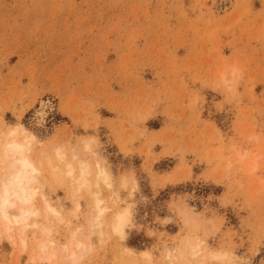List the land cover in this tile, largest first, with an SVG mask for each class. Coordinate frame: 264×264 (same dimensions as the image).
<instances>
[{"label":"rangeland","instance_id":"obj_1","mask_svg":"<svg viewBox=\"0 0 264 264\" xmlns=\"http://www.w3.org/2000/svg\"><path fill=\"white\" fill-rule=\"evenodd\" d=\"M234 64L245 73L238 97L217 111L223 97L212 88ZM46 102L45 129L67 135L81 123L101 125L102 140L112 132L132 154L124 158L114 138L107 144L113 164L134 167L149 197L140 222L169 215L173 194H192L190 205L214 209L238 252L259 253L254 264H264V142L248 143L264 137L260 0H0V119L28 124ZM221 137L251 153L231 177L224 164L235 153L221 158ZM143 163L159 183L176 185L153 199ZM153 242L132 232L127 244Z\"/></svg>","mask_w":264,"mask_h":264},{"label":"clouds","instance_id":"obj_2","mask_svg":"<svg viewBox=\"0 0 264 264\" xmlns=\"http://www.w3.org/2000/svg\"><path fill=\"white\" fill-rule=\"evenodd\" d=\"M244 74L234 64L219 78L212 88L223 97L215 104L217 111L224 110L228 104L222 102L229 96L236 101ZM149 118L134 117L130 126L138 128ZM14 120L0 119V264H254L259 253L238 252L222 235L214 209L205 204L197 211L190 205L192 194H173L166 202L169 215L154 214L151 222H140L139 209L150 203L149 197L134 167L113 164L107 144L113 138L119 144L112 132L107 143L102 140L101 125L81 123L65 135L45 129L38 112L28 124L21 117ZM261 142L259 133L248 137V143ZM218 145L221 158L223 151L235 153V160L226 158L224 164L225 175L231 177L251 153L223 137ZM119 150L124 158L132 155ZM142 167L153 199L176 185L159 183L153 168ZM257 170L253 167L251 173ZM170 224L178 226L174 234L167 231ZM132 232L154 242L142 250L130 247Z\"/></svg>","mask_w":264,"mask_h":264},{"label":"bare ground","instance_id":"obj_3","mask_svg":"<svg viewBox=\"0 0 264 264\" xmlns=\"http://www.w3.org/2000/svg\"><path fill=\"white\" fill-rule=\"evenodd\" d=\"M41 105V110H40V117H41V120L45 118V116L47 115V111L51 108V104H49L48 102L46 103H42L40 104ZM43 122V121H42Z\"/></svg>","mask_w":264,"mask_h":264}]
</instances>
